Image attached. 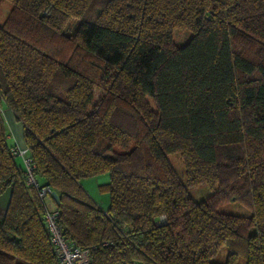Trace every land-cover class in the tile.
I'll list each match as a JSON object with an SVG mask.
<instances>
[{
    "label": "trees",
    "instance_id": "1",
    "mask_svg": "<svg viewBox=\"0 0 264 264\" xmlns=\"http://www.w3.org/2000/svg\"><path fill=\"white\" fill-rule=\"evenodd\" d=\"M4 2L0 102L90 264H264V0ZM11 147L0 107V264H53ZM101 175L106 210L81 186Z\"/></svg>",
    "mask_w": 264,
    "mask_h": 264
},
{
    "label": "built area",
    "instance_id": "2",
    "mask_svg": "<svg viewBox=\"0 0 264 264\" xmlns=\"http://www.w3.org/2000/svg\"><path fill=\"white\" fill-rule=\"evenodd\" d=\"M10 152L17 163L21 162L26 172V184L35 189L42 204L43 220L55 253L53 264H90L89 249L76 246L66 239L58 229L57 213L46 205V199L50 195L51 189L48 186L40 185L33 176L34 166L29 158L27 148L13 145Z\"/></svg>",
    "mask_w": 264,
    "mask_h": 264
},
{
    "label": "rangeland",
    "instance_id": "3",
    "mask_svg": "<svg viewBox=\"0 0 264 264\" xmlns=\"http://www.w3.org/2000/svg\"><path fill=\"white\" fill-rule=\"evenodd\" d=\"M10 3L8 2H4L1 4V7H0V25L2 23V21L6 18V14L8 13V9L10 7ZM189 33L188 32H185V31H175L174 34H173V42L175 45H182L184 44L187 39L189 38ZM100 97V93L97 92V91H94L93 92V101H97L98 98ZM0 107H1V112H2V115H3V119H4V123H5V127H6V118H5V110H7V107L5 106L4 103H1L0 102ZM9 142V141H8ZM10 144V142H9ZM30 158V157H29ZM31 159V158H30ZM172 165L175 167L178 175L180 177H182V168H183V165H182V160L181 158L178 156V155H171L169 157ZM31 163H32V160H31ZM33 164V163H32ZM34 166V165H33ZM17 167L20 168L24 173H25V176H26V172L24 170V167L22 166L21 162L18 161L17 163ZM35 169V167H34ZM33 176L35 177L36 181L38 182V179L35 175V172L33 170ZM96 181H97V184H105L108 182V176L107 175H101L99 176L98 178H96ZM39 183V182H38ZM25 184H26V179H25ZM40 184V183H39ZM93 183H90V182H87V181H82L81 182V186L86 190V191H89V188L91 187ZM27 185V184H26ZM41 185V184H40ZM29 186V185H27ZM42 186H45V185H42ZM29 187H32V186H29ZM33 188V187H32ZM34 189V188H33ZM35 190V189H34ZM96 191V190H95ZM93 193V196L96 197L97 196V192ZM36 192V191H35ZM52 192V191H51ZM51 194V193H50ZM189 194L191 195V197L195 200H199V199H203L205 197H207L209 195V190L208 188L204 187V186H200L199 188H194V189H191L189 190ZM37 196V194H36ZM104 198H107V196H103ZM103 197H102V200H103ZM38 198V197H37ZM49 199L50 198V195L47 197L46 199V205L48 206V208H50L51 206L49 205ZM221 212H224V213H230V214H235V215H241V216H246L248 215V211L243 208V207H240L234 203H229V204H224L222 205V207L220 208ZM226 251L225 250H221L217 256V259L219 261H221L223 258H224V255H225Z\"/></svg>",
    "mask_w": 264,
    "mask_h": 264
},
{
    "label": "crops",
    "instance_id": "4",
    "mask_svg": "<svg viewBox=\"0 0 264 264\" xmlns=\"http://www.w3.org/2000/svg\"><path fill=\"white\" fill-rule=\"evenodd\" d=\"M11 6L9 7V11H10ZM8 11V13H9ZM7 13V14H8ZM6 14V15H7ZM3 22V21H2ZM5 118H6V132H7V140L10 142V145H17L19 147H25L24 145V141H23V126L22 124L16 120L15 116L13 115V113L7 109L5 110ZM90 183H93L91 185V187L89 188V193L91 195V197L100 203L101 208L103 209H107L108 207V199L104 198L103 195H97L96 197L93 196L94 191L96 190L97 187V181L96 179H89V180H84ZM96 192V191H95ZM103 197V200H102ZM49 205L51 206V209H54V204L51 201V199H49Z\"/></svg>",
    "mask_w": 264,
    "mask_h": 264
},
{
    "label": "water",
    "instance_id": "5",
    "mask_svg": "<svg viewBox=\"0 0 264 264\" xmlns=\"http://www.w3.org/2000/svg\"><path fill=\"white\" fill-rule=\"evenodd\" d=\"M12 195L11 187H7L1 194H0V222H2L5 218L6 212L8 210L10 200ZM50 197L57 202V195L55 192H51Z\"/></svg>",
    "mask_w": 264,
    "mask_h": 264
}]
</instances>
